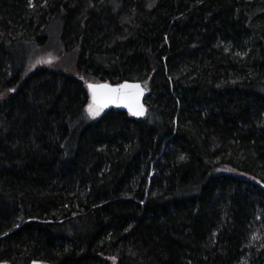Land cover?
<instances>
[{"label": "trees", "instance_id": "obj_1", "mask_svg": "<svg viewBox=\"0 0 264 264\" xmlns=\"http://www.w3.org/2000/svg\"><path fill=\"white\" fill-rule=\"evenodd\" d=\"M125 80L146 115L89 117ZM33 261L264 264V0H0V263Z\"/></svg>", "mask_w": 264, "mask_h": 264}, {"label": "snow or ice", "instance_id": "obj_2", "mask_svg": "<svg viewBox=\"0 0 264 264\" xmlns=\"http://www.w3.org/2000/svg\"><path fill=\"white\" fill-rule=\"evenodd\" d=\"M151 6V5H150ZM51 63V61H43ZM89 103L85 108L89 117L95 118L107 108L110 104L117 107H125L132 116H144L146 109L140 102V98L144 94V89L140 84H120L112 87L108 84H87ZM10 91H14L11 89ZM259 183V181H257ZM18 227V226H17ZM8 233H5L7 235ZM255 238V237H254ZM115 261V258H112ZM33 264H37L33 261Z\"/></svg>", "mask_w": 264, "mask_h": 264}, {"label": "water", "instance_id": "obj_3", "mask_svg": "<svg viewBox=\"0 0 264 264\" xmlns=\"http://www.w3.org/2000/svg\"><path fill=\"white\" fill-rule=\"evenodd\" d=\"M124 83H128V84H140V85L142 86V88L144 89V94H143V96L140 98V102H141V104L144 105V107H145V109H146V113H147V106H146V103H145V98H146V96H147V94H148V91H147V89L142 85V83H141L140 81H130V80H125V81H122V82H119V83L99 82V83H92V84H108V85H110V86H112V87H116V86H118V85H120V84H124ZM107 108H116V109H118V110L126 111V112L129 113L128 109L125 108V107H117V106H115V105H111V104H110ZM107 108H105V109H107ZM146 113H145V115H146ZM145 115H144V116H145ZM131 116H132V115H131ZM144 116H140V117L132 116V117H134L135 119H142ZM36 262H37V264H48V263H46V262H42V261H36ZM0 264H2V263H0ZM31 264H33V262H32Z\"/></svg>", "mask_w": 264, "mask_h": 264}, {"label": "rangeland", "instance_id": "obj_4", "mask_svg": "<svg viewBox=\"0 0 264 264\" xmlns=\"http://www.w3.org/2000/svg\"><path fill=\"white\" fill-rule=\"evenodd\" d=\"M47 50H44V51H42V53H41V55H43V57H45L46 55H47ZM38 55V54H37ZM98 83V82H97Z\"/></svg>", "mask_w": 264, "mask_h": 264}]
</instances>
